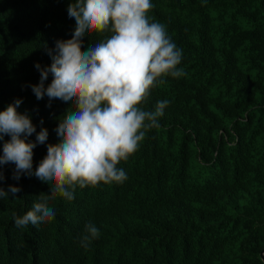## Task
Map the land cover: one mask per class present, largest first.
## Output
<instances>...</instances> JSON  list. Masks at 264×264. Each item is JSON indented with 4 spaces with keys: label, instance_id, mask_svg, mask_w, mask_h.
Instances as JSON below:
<instances>
[{
    "label": "trees",
    "instance_id": "trees-1",
    "mask_svg": "<svg viewBox=\"0 0 264 264\" xmlns=\"http://www.w3.org/2000/svg\"><path fill=\"white\" fill-rule=\"evenodd\" d=\"M71 2L0 0V111L20 99L17 111L36 127L26 142L48 131L33 149V173L70 107H48L31 86L40 82L35 65L50 67L55 42L72 38ZM151 4L150 21L183 53V74L165 77L142 105L154 111L169 101L159 127L118 164L126 180L57 196L55 217L23 230L13 213L26 214L50 189L34 174L14 180V164L0 167V187L21 189L0 198V264H264V0ZM109 35H88L82 51ZM89 222L99 236L83 246Z\"/></svg>",
    "mask_w": 264,
    "mask_h": 264
},
{
    "label": "clouds",
    "instance_id": "clouds-1",
    "mask_svg": "<svg viewBox=\"0 0 264 264\" xmlns=\"http://www.w3.org/2000/svg\"><path fill=\"white\" fill-rule=\"evenodd\" d=\"M151 8V0L69 3L68 16L75 20L72 38L55 42V48L49 50L50 67L35 65L40 82L31 89L37 100L48 97V107L52 100L70 107L55 129L57 143L47 146V155L34 173L33 149L45 143L47 129L41 128L35 143L26 142L36 133V127L26 113L17 111L22 100L17 99L0 111V141L10 137L3 143L0 167L14 164L12 178L17 181L21 174H34L51 193H41L26 214L13 213L16 227L23 230L29 224L51 221L56 213L49 201L57 196L72 200L77 187L95 188L127 179L118 164L138 150L149 129L159 127V118L169 101H158L154 111L144 110L143 103L154 87L164 83L165 77L183 74L177 67L182 50L167 35L165 25L150 21ZM105 32L110 35L82 51L85 37ZM49 74L52 80L45 87ZM3 180L0 171V182ZM20 191L11 185L7 191L0 187V198L9 194L17 198ZM98 236L99 230L89 222L81 244L87 246Z\"/></svg>",
    "mask_w": 264,
    "mask_h": 264
},
{
    "label": "water",
    "instance_id": "water-1",
    "mask_svg": "<svg viewBox=\"0 0 264 264\" xmlns=\"http://www.w3.org/2000/svg\"><path fill=\"white\" fill-rule=\"evenodd\" d=\"M262 258H263V260H264V251H263V253H262Z\"/></svg>",
    "mask_w": 264,
    "mask_h": 264
}]
</instances>
